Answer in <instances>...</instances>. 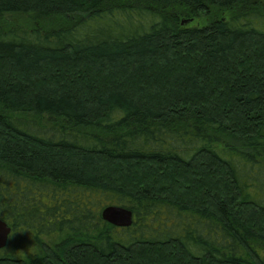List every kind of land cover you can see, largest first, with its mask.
<instances>
[{"label":"trees","instance_id":"1","mask_svg":"<svg viewBox=\"0 0 264 264\" xmlns=\"http://www.w3.org/2000/svg\"><path fill=\"white\" fill-rule=\"evenodd\" d=\"M258 2L0 0V264H264Z\"/></svg>","mask_w":264,"mask_h":264},{"label":"rangeland","instance_id":"2","mask_svg":"<svg viewBox=\"0 0 264 264\" xmlns=\"http://www.w3.org/2000/svg\"><path fill=\"white\" fill-rule=\"evenodd\" d=\"M257 9L259 12H264V0H259L257 3ZM228 12H222L218 14L200 15L195 18L193 25H203L208 22L211 18L214 17H228ZM74 21L73 18H62V17H53L46 19H35L32 15L29 14H2L0 15V28L4 30H13L18 29L25 31L27 33H32L34 30L38 31H50L60 27L68 26L71 22ZM20 117H25L29 119H35L39 122H47L46 117H37L33 115H18Z\"/></svg>","mask_w":264,"mask_h":264},{"label":"water","instance_id":"3","mask_svg":"<svg viewBox=\"0 0 264 264\" xmlns=\"http://www.w3.org/2000/svg\"><path fill=\"white\" fill-rule=\"evenodd\" d=\"M101 218L103 221L116 228H129L134 222L132 211L118 206H107L103 208L101 211ZM11 231V227H9L6 222L0 220V250L4 249L8 244Z\"/></svg>","mask_w":264,"mask_h":264}]
</instances>
